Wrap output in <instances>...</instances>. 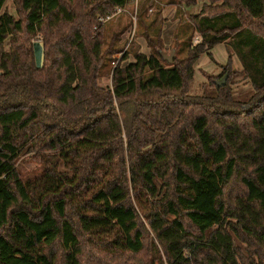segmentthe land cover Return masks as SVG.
<instances>
[{
    "label": "trees",
    "instance_id": "obj_1",
    "mask_svg": "<svg viewBox=\"0 0 264 264\" xmlns=\"http://www.w3.org/2000/svg\"><path fill=\"white\" fill-rule=\"evenodd\" d=\"M7 1L0 264H264V0H208L185 58L168 63L152 46L125 63L126 52L109 85L103 68L123 50L105 48L98 19L133 0H12L15 14ZM220 44V78L242 74L248 100L214 80L191 91L195 64ZM30 152L44 169L24 179L17 162Z\"/></svg>",
    "mask_w": 264,
    "mask_h": 264
},
{
    "label": "rangeland",
    "instance_id": "obj_2",
    "mask_svg": "<svg viewBox=\"0 0 264 264\" xmlns=\"http://www.w3.org/2000/svg\"><path fill=\"white\" fill-rule=\"evenodd\" d=\"M207 1L197 0V3L192 6L182 4L179 0L132 1L123 13L104 25L105 48L111 51L123 50V52L112 53L108 56V63L103 68L101 84L111 83V74L126 52L130 55L125 63L134 60L133 52L139 51L148 55L153 53L152 46H155L157 51H163L168 55L175 50L176 58H185L190 45H197L194 42L196 37H199L202 42V36L194 31L192 16L198 14L203 3ZM5 8L15 14L12 0L7 1ZM135 12L138 13L136 20L134 19ZM34 50L36 64L41 68L44 64L45 51L40 38L35 40ZM211 53L213 58L204 53L195 64V77L191 86L193 93L209 94L214 91L211 86L212 80L223 78H220V75L224 72V65L229 59L227 46L217 45ZM113 61H116V66H113ZM239 67L240 61L234 55L233 68L238 69ZM227 85H230L235 93L234 97L238 100H248L253 93L251 84L240 73L228 78ZM36 157L35 153L30 152L18 159V169L24 179H34L42 174L44 165ZM133 199L136 207L145 213L146 200L136 195H133ZM166 263L164 258V264Z\"/></svg>",
    "mask_w": 264,
    "mask_h": 264
},
{
    "label": "built area",
    "instance_id": "obj_3",
    "mask_svg": "<svg viewBox=\"0 0 264 264\" xmlns=\"http://www.w3.org/2000/svg\"><path fill=\"white\" fill-rule=\"evenodd\" d=\"M134 1H138V0H133V2ZM138 6V5H137ZM126 10V7L125 8H116L115 9V11L112 13V14H110V15H107V16H105V17H103V16H101V17H99V23L100 24H106L108 21H110V20H112L113 18H115L117 15H119V14H121V13H123L124 11ZM138 17V13H136L135 12V20H136V18ZM96 29H97V26L95 27ZM201 41V39L199 38V37H196L195 38V40H194V42L195 43H199ZM123 53H121V55H122ZM113 66H116V61H113ZM166 264H169V263H166Z\"/></svg>",
    "mask_w": 264,
    "mask_h": 264
},
{
    "label": "water",
    "instance_id": "obj_4",
    "mask_svg": "<svg viewBox=\"0 0 264 264\" xmlns=\"http://www.w3.org/2000/svg\"><path fill=\"white\" fill-rule=\"evenodd\" d=\"M161 56L168 63H173L175 61V59H176L175 50H173L170 55H168V54H166L165 52L162 51L161 52ZM228 78H229V73H226L221 80H216L215 84L218 87H224L227 84Z\"/></svg>",
    "mask_w": 264,
    "mask_h": 264
},
{
    "label": "crops",
    "instance_id": "obj_5",
    "mask_svg": "<svg viewBox=\"0 0 264 264\" xmlns=\"http://www.w3.org/2000/svg\"><path fill=\"white\" fill-rule=\"evenodd\" d=\"M239 69L241 70V64H240V67L238 69H235V70H239Z\"/></svg>",
    "mask_w": 264,
    "mask_h": 264
}]
</instances>
